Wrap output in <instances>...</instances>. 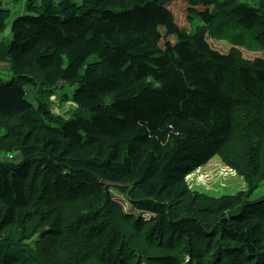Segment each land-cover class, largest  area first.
<instances>
[{
	"label": "trees",
	"instance_id": "obj_1",
	"mask_svg": "<svg viewBox=\"0 0 264 264\" xmlns=\"http://www.w3.org/2000/svg\"><path fill=\"white\" fill-rule=\"evenodd\" d=\"M3 5L0 154L19 162L0 163V264H264V59L237 48L264 51V0ZM214 158L248 189L193 188Z\"/></svg>",
	"mask_w": 264,
	"mask_h": 264
},
{
	"label": "rangeland",
	"instance_id": "obj_2",
	"mask_svg": "<svg viewBox=\"0 0 264 264\" xmlns=\"http://www.w3.org/2000/svg\"><path fill=\"white\" fill-rule=\"evenodd\" d=\"M29 0H4L3 8L9 9L12 12V19L17 18L20 15L26 13V4ZM212 9V8H211ZM198 10H204V7H199ZM211 11V10H210ZM188 8L182 7L176 11V15L180 24L184 28H187L188 31H191V25L195 27L197 24H201L200 16L201 13L198 11L200 16H196L194 21L187 22L188 17ZM17 16V17H16ZM14 18V19H15ZM11 26L12 23H8V28L6 33L0 38V42L8 44L12 39L11 35ZM246 45L238 46V50L242 53L244 59L248 61H254L258 58L264 59V51H250L249 48L258 49L257 43L255 40L247 39ZM207 40L211 47L217 50L220 53L227 54L229 53L233 45L227 40H217L213 39L211 36H207ZM1 44V43H0ZM7 49L5 47H0V54H6ZM0 78L3 80H10L12 78V72L10 70V63L6 60L0 59ZM76 87L67 86L65 89L59 88L57 91V96L68 94L70 97L73 96ZM27 98L33 103H37L35 98V91L28 89ZM54 103V109L56 113H62L63 116L70 118L72 110L75 109L72 102L65 103V106H62L61 101L55 98L51 99ZM2 162H19V158L15 155L9 156L6 154H0V163ZM245 179L237 174V172L229 167L222 158H214L207 166L200 169L198 172L193 174L188 178L189 184L200 191L208 193L211 196L221 197L224 195H233L240 191H246L248 189ZM116 193H114L115 196ZM264 197V186L259 189L256 193L251 196L252 202L257 200V198ZM115 200L119 201L126 209L129 211L130 204L124 199L122 194L117 193ZM148 216V215H147Z\"/></svg>",
	"mask_w": 264,
	"mask_h": 264
},
{
	"label": "crops",
	"instance_id": "obj_3",
	"mask_svg": "<svg viewBox=\"0 0 264 264\" xmlns=\"http://www.w3.org/2000/svg\"><path fill=\"white\" fill-rule=\"evenodd\" d=\"M214 39V38H213ZM221 41H223V40H221ZM234 47V46H233ZM238 48V47H237ZM230 53V52H229ZM223 54V53H222ZM228 54V53H227Z\"/></svg>",
	"mask_w": 264,
	"mask_h": 264
}]
</instances>
